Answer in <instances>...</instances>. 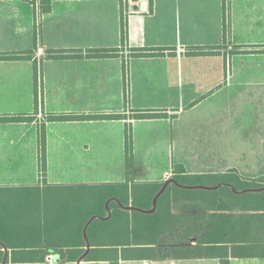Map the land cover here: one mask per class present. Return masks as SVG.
<instances>
[{"label":"crops","instance_id":"1","mask_svg":"<svg viewBox=\"0 0 264 264\" xmlns=\"http://www.w3.org/2000/svg\"><path fill=\"white\" fill-rule=\"evenodd\" d=\"M142 3L145 8L139 7ZM133 4H138V8L133 9ZM121 14L125 20L123 45ZM263 48L264 0H54L48 13L38 15L36 35L30 0H0V55L30 56L0 59V117H35L34 121H0V188L43 184L80 188L126 179L129 184L160 182L163 188L170 180L177 184L174 175L179 168L190 175L235 169L242 180L264 183V130L260 139L258 133L254 150L261 152L260 173H243L236 164L218 168L215 162H210L215 156L210 153L221 150L214 144L218 134L233 123L234 110L248 97L249 88H255L258 97L264 96V67L258 62L263 61L260 58L264 57L260 53ZM91 49L115 50L112 56L88 57L87 50ZM246 50L255 53H243ZM52 51L71 56L48 57ZM247 60L256 61V67ZM34 63L39 88L37 111ZM137 111L165 115L133 118ZM61 113H115L125 115L126 119L47 121L46 170L42 175L37 123L49 114ZM187 113L192 114V119L180 126L183 119H190V115L183 118ZM126 122L131 125L132 135L128 172ZM177 125L180 158L174 160L172 141ZM192 127L196 128L188 140ZM152 130L164 132L165 142H158L156 150L144 146L156 151L150 155L146 169L136 157L135 144L136 139L144 143ZM245 160L246 154L237 157L238 163ZM177 185L208 191L232 186L226 182ZM231 191L261 193L264 186ZM112 200L116 198L108 200L107 211ZM257 227L258 241L245 243L254 253L229 254L228 264H264V218L258 220ZM87 228L83 229L84 251L76 258L49 253L40 260L39 255L19 253L14 260L11 251L0 242L3 251L0 264H110L115 257L98 256V251L96 257L86 258L91 249ZM196 242L195 237L188 240L163 237L157 256L142 258L122 254L119 247L116 261L220 264V259L211 254L171 255L177 247L201 246Z\"/></svg>","mask_w":264,"mask_h":264},{"label":"trees","instance_id":"2","mask_svg":"<svg viewBox=\"0 0 264 264\" xmlns=\"http://www.w3.org/2000/svg\"><path fill=\"white\" fill-rule=\"evenodd\" d=\"M34 8V29L36 35L38 15L48 13L54 0H30ZM121 45L125 40V20L120 18ZM115 49L87 50L88 57L112 56ZM117 50V49H116ZM243 53H255L246 50ZM264 53V50H260ZM81 55V54H80ZM63 51H52L48 57H70ZM30 58L26 54H3L0 59ZM34 103L37 111L39 88L36 63H34ZM126 91V88H125ZM125 93V92H124ZM37 113V112H35ZM155 111H137L133 118L159 117ZM94 119H126L123 114H49L37 123L38 148L40 154V171L46 170V122ZM34 116H6L0 121H34ZM125 167L131 165V125L125 123ZM177 184L216 185L219 182L230 183L212 191L204 189H186L170 182L156 199H153L161 188V183H132L128 180L100 186H82L72 188L43 184L38 187L0 188V195L11 192L12 199L7 202L10 212L0 220V242L11 251L12 259L19 253L39 255L40 260L49 253H57L68 259L82 254L85 247L83 229L88 220L94 218L87 228L86 235L91 243L86 258L98 256L115 257L118 249L122 254L133 257L157 256L158 243L163 237L175 240H188L195 237L198 247H177L173 257L192 255H215L220 264H228L227 257L232 255H250L254 253L251 246L245 243H256L259 232L257 222L264 218V192L235 194L232 188L239 191L245 188L256 189L264 186L263 182L242 180L235 169L226 173L185 174L176 169ZM190 185V186H191ZM245 196L249 199L246 207H240L230 201ZM112 197V200L106 204ZM2 199V196H0ZM231 203V204H230ZM233 206V207H230ZM128 207V208H127ZM130 207V208H129ZM132 207V208H131ZM13 208V209H12ZM136 208V209H133ZM147 210V211H146ZM1 216V215H0ZM100 218V219H99ZM199 228V229H198ZM99 243V244H96ZM116 243V244H114ZM69 244V245H68ZM99 245V246H97ZM209 245V246H204ZM3 256L0 245V261Z\"/></svg>","mask_w":264,"mask_h":264},{"label":"rangeland","instance_id":"3","mask_svg":"<svg viewBox=\"0 0 264 264\" xmlns=\"http://www.w3.org/2000/svg\"><path fill=\"white\" fill-rule=\"evenodd\" d=\"M264 50V48H263ZM263 61L259 64H262L261 66L264 67V57H260ZM247 62L252 65L253 67H256L255 63L256 61L247 60ZM243 101H240L237 104V109L234 110L235 112V119L233 123H231L230 126L226 127V130H222L221 134H218V137L216 138V141L214 144H216L218 147L220 146L221 150H216L211 152V156L215 155L210 162H215L216 166L218 168H224L226 166L236 164L241 168V172L247 173V174H254V173H260L261 172V152L254 151L256 149V143L258 142V133H259V139H260V133L264 130V96L256 94L255 88H249V95L246 99H242ZM190 115V119L188 118ZM186 116V117H185ZM188 116V117H187ZM183 119L181 121L180 126H183L184 121H190L192 119V114L187 113L183 115ZM176 124L173 125V128L175 129ZM196 127H192L188 131V140H190V136ZM179 126L177 125V129L174 132V139H173V147L174 150L172 151L174 154V160L179 159V149L181 146L180 140H177L178 132H179ZM198 130V129H197ZM259 130V132H258ZM174 131V130H173ZM196 132V131H195ZM194 133V132H193ZM137 144H135V154L137 159L142 163L143 167L146 169L148 168L149 164V158L150 155L154 154V151L146 150L144 146H152L154 150H156V145L158 142H165V134L164 132L160 130H152L150 134H148L147 139L144 143L136 139ZM162 144V143H160ZM249 147V150L247 151V148ZM253 148V150H252ZM246 154V160L242 163H238L237 157L239 155H245ZM236 158H235V157ZM247 156H249V159H247ZM197 161V159H194ZM192 162H195V161ZM215 160V161H214ZM226 165V166H225ZM160 164L157 166L159 168ZM210 169H214L212 166H208ZM156 168V169H157ZM197 169V167H192ZM199 169H203L202 167H198ZM247 170V171H246ZM2 196V199H0V220L10 212V208H1L7 206V202H12V199L5 198L6 196H13L11 192H6ZM241 197H238L239 199L234 200V198H230V201L232 200L233 204L235 203L237 206L238 204L240 207H246L249 203V199L245 196L240 195ZM231 204V203H230ZM233 207V206H230ZM13 209V208H12Z\"/></svg>","mask_w":264,"mask_h":264},{"label":"water","instance_id":"4","mask_svg":"<svg viewBox=\"0 0 264 264\" xmlns=\"http://www.w3.org/2000/svg\"><path fill=\"white\" fill-rule=\"evenodd\" d=\"M132 1H133V2H136V1H138V0H132ZM139 7H140V8H145V6L143 5V3L140 4ZM137 8H138V4H133V9H137ZM170 182H172V181L170 180V181L166 182V183L163 185V188L166 186L167 183H170ZM163 188H161V190H160V191L157 193V195L154 197V199H153V204H154V205H155V202H156L157 197H158V196L160 195V193L163 191ZM129 208H130V207H129ZM133 209H136V208H133ZM93 218H94V217H92V218L87 222V224H86L84 230H86L87 226L89 225V223L92 221ZM4 264H5V263H4Z\"/></svg>","mask_w":264,"mask_h":264}]
</instances>
